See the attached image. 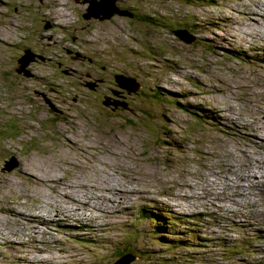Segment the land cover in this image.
<instances>
[{"label": "rangeland", "instance_id": "374dc122", "mask_svg": "<svg viewBox=\"0 0 264 264\" xmlns=\"http://www.w3.org/2000/svg\"><path fill=\"white\" fill-rule=\"evenodd\" d=\"M124 3L81 30L78 0H0V264H264V0ZM98 73L142 88L105 106Z\"/></svg>", "mask_w": 264, "mask_h": 264}, {"label": "water", "instance_id": "95a60500", "mask_svg": "<svg viewBox=\"0 0 264 264\" xmlns=\"http://www.w3.org/2000/svg\"><path fill=\"white\" fill-rule=\"evenodd\" d=\"M119 1L120 0H84L82 1V4L88 5L86 8V12L83 15L85 19H98L100 21L104 20H111L115 15H118L120 17H129L133 18L135 16V13L133 11H129L128 14L125 13L124 10H122L119 7ZM50 25L47 23L45 25V29H49ZM175 34L187 42L188 44H194L196 42V37L192 34H189L186 30H177ZM37 59V55L30 49L25 51V54L19 59L20 67L17 69V72L19 74L24 73L26 76H31L29 70H27V67L32 63L35 62ZM44 59V58H43ZM116 82L118 83L119 87L122 89H125L131 93L138 92L141 85L136 82L135 79L127 77L123 74H118L115 76ZM91 89H94L96 84L91 83L89 84ZM105 105H110V101H105ZM116 106L123 105V103H114ZM18 163L15 158H12L11 160L7 161L5 164V170L12 171L17 167ZM180 241V240H179ZM136 261L134 257L129 254L126 255L121 261H119L117 264H127L129 262Z\"/></svg>", "mask_w": 264, "mask_h": 264}, {"label": "flooded vegetation", "instance_id": "af4514ba", "mask_svg": "<svg viewBox=\"0 0 264 264\" xmlns=\"http://www.w3.org/2000/svg\"><path fill=\"white\" fill-rule=\"evenodd\" d=\"M127 0H120L119 2V6L122 7L123 5H125L124 2H126ZM133 12L135 13V17L133 19H136L138 16H140L138 9L133 10ZM7 17V16H6ZM2 17H0L1 20ZM42 21L46 24L48 23L50 25V30L51 29H55L56 28V23L54 21H49V20H45L42 19ZM116 19H111L109 21H100V20H96V19H91V20H86L84 19L83 16H80V25L79 28L81 30H86L88 28H90L91 26H100L103 24H113V22H115ZM52 39V37L50 38ZM198 42V40H197ZM25 49V47L23 48V50ZM34 50V49H33ZM34 52H36L38 55L44 56L45 58H47V62L50 61L49 56L39 50H34ZM77 54H79V56H77ZM68 55L75 61H82V62H88L90 65H93L95 60L97 58H93V57H89L88 55L85 54V52H73L72 50L68 51ZM44 61V62H46ZM37 63H42L41 61H38ZM103 71H105V67L102 68ZM89 77H91V75H87ZM93 78V77H91ZM106 78H108L111 81H114V75H109V76H105L103 73H98L97 76L94 78L96 79L98 82L102 83L106 80ZM117 98H125V93H121L119 96L115 95ZM120 100H117V102H119ZM128 252H131L133 250L127 249Z\"/></svg>", "mask_w": 264, "mask_h": 264}, {"label": "clouds", "instance_id": "9594fccd", "mask_svg": "<svg viewBox=\"0 0 264 264\" xmlns=\"http://www.w3.org/2000/svg\"><path fill=\"white\" fill-rule=\"evenodd\" d=\"M79 1V3H81L82 4V0H78ZM120 2V1H119ZM119 4V3H118ZM82 5H84V4H82ZM86 6V8H87V4L85 5ZM85 14V13H84ZM83 14V15H84ZM84 17V16H83ZM116 17H120V16H118V15H115L112 19H116ZM135 17V16H134ZM133 17V18H134ZM123 18H126V17H123ZM129 18V17H128ZM85 19V18H84ZM132 19V18H131ZM86 20H88V19H86ZM96 20H98V19H96ZM104 21H109V20H104ZM47 24V23H46ZM45 24V25H46ZM45 25H44V29H45ZM45 30H47V31H50V28L49 29H45ZM52 30V29H51ZM177 31V30H176ZM175 33V32H174ZM189 33V32H188ZM189 34H191V33H189ZM192 35H194V34H192ZM177 36V35H176ZM195 36V35H194ZM178 37V36H177ZM196 37V36H195ZM197 40H199L198 39V37H196V42L195 43H197ZM194 43V44H195ZM193 45V44H192ZM28 49H30V50H32L33 52H34V48H30V47H25V49L23 50H21L20 51V53H19V55H18V58L16 59V61H17V64H18V66H17V68H16V72H17V69L20 67V64H19V59L25 54V51L26 50H28ZM34 49V50H33ZM36 55H37V59H36V61L35 62H32L28 67H27V70H29V72H30V74H31V76H32V72H31V70H30V66L33 64V63H37L38 61H41L42 63H44V61H46L47 60V58H45L44 57V59H42L41 58V55H38L36 52H34ZM49 58H50V56H49ZM50 60H51V58H50ZM49 62V61H48ZM65 73H68V72H65ZM17 74H19L18 72H17ZM118 74H123V73H117V74H114V81H115V84L118 86V89L114 92V95H117V96H119L121 93H125V98H126V92L128 93V95H132V94H137L140 90H141V88H142V85L139 83V82H137V83H139L140 85H141V87H140V89L138 90V92H135V93H131V94H129V92L127 91V90H125V89H122L121 87H119V85H118V83L116 82V79H115V76L116 75H118ZM19 75H23L24 77H28V76H26L24 73H22V74H19ZM123 75H125V76H127V77H130V76H128V75H126V74H123ZM31 76H29V77H31ZM89 77V76H88ZM91 78V77H90ZM130 78H133V77H130ZM133 79H135V78H133ZM136 80V79H135ZM91 83H95L96 84V86H98V84L100 83V82H91ZM91 83H88V87L90 88V86H89V84H91ZM95 86V87H96ZM91 89V88H90ZM95 89V88H94ZM94 89H91V90H94ZM117 100H119V98H117L116 99V101H114V102H112V101H110L111 102V104L110 105H114L115 107H123V106H126V103L124 102V101H119V102H117ZM105 101H107V100H105ZM104 101V102H105ZM104 102H103V104H104ZM48 103H50L51 104V107L53 108V109H55V106H54V104H52V102H50V101H48ZM114 103H123V105H118V106H116ZM105 105V104H104ZM105 106H108V105H105Z\"/></svg>", "mask_w": 264, "mask_h": 264}, {"label": "bare ground", "instance_id": "6f19581e", "mask_svg": "<svg viewBox=\"0 0 264 264\" xmlns=\"http://www.w3.org/2000/svg\"><path fill=\"white\" fill-rule=\"evenodd\" d=\"M64 12V11H63ZM66 14V13H65ZM66 18V17H65ZM225 87V86H224ZM231 91H233V90H231ZM234 93V92H233ZM238 93V92H237ZM217 96V95H216ZM219 97V96H218ZM223 99H225V98H223ZM259 135V134H258ZM72 137V136H71ZM76 137V136H75ZM83 137V136H82ZM208 137V136H207ZM254 137H257V140H259V139H261V140H263L262 138H260V137H258V136H254ZM72 139H74V138H72ZM264 141V140H263ZM77 143V142H76ZM72 145V144H71ZM73 146V145H72ZM118 151V150H117ZM246 151V150H245ZM113 152H116V151H113ZM60 156V155H59ZM67 158V157H66ZM65 159V158H64ZM24 162V161H23ZM76 162V161H75ZM22 164V163H21ZM72 166V165H71ZM45 173V172H44ZM47 173V172H46ZM154 174V173H153ZM43 175V174H42ZM80 175V174H79ZM45 176V175H44ZM82 176V175H81ZM49 177V176H48ZM57 177V176H56ZM51 178V177H50ZM53 178V177H52ZM75 178V177H74ZM115 178V177H114ZM229 178V177H228ZM54 179V178H53ZM116 179V178H115ZM236 179V178H235ZM48 180V179H47ZM106 180V179H105ZM113 181V180H112ZM109 182V181H108ZM114 182V181H113ZM224 183V182H223ZM244 183V182H243ZM72 185V184H71ZM108 185V184H107ZM221 185V184H220ZM118 186V185H117ZM117 186H115V187H117ZM224 186V185H223ZM232 186V185H231ZM106 188V187H105ZM241 188V187H240ZM106 192H110L108 189H106L105 190ZM67 192V191H66ZM85 192V191H84ZM87 192H89V191H87ZM105 192V193H106ZM243 192V191H242ZM176 194V193H175ZM185 194V193H184ZM237 194V193H236ZM244 194V193H243ZM116 195H120V193H116ZM251 195V194H250ZM239 199V198H238ZM88 200V199H87ZM86 201V200H85ZM116 201V200H115ZM114 201V202H115ZM242 202V201H241ZM252 202H254V201H252ZM90 215V214H89ZM98 215V214H97ZM91 216V215H90ZM88 217V216H87ZM254 222V221H253ZM258 224V223H257ZM104 229V228H103ZM53 259H56V258H53ZM49 260H51V259H49ZM56 260H58V264H63V262L61 263L60 261H63V260H59V259H56ZM27 261H31V260H27ZM66 262V261H65Z\"/></svg>", "mask_w": 264, "mask_h": 264}, {"label": "trees", "instance_id": "16d2710c", "mask_svg": "<svg viewBox=\"0 0 264 264\" xmlns=\"http://www.w3.org/2000/svg\"><path fill=\"white\" fill-rule=\"evenodd\" d=\"M174 32H176V30L174 31ZM14 158V157H13ZM16 159V158H15ZM7 162V161H6ZM150 213H149V215H147L146 214V212L145 211H143V213H141V219L143 220V219H148L149 221H151V222H153V215H155L154 214V212H152V211H149ZM156 216V215H155ZM164 227L162 226V225H158L157 227H156V230H161V229H163ZM164 239V238H163Z\"/></svg>", "mask_w": 264, "mask_h": 264}]
</instances>
